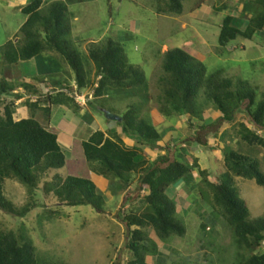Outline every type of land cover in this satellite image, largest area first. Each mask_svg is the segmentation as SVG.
I'll use <instances>...</instances> for the list:
<instances>
[{
	"label": "rangeland",
	"instance_id": "rangeland-1",
	"mask_svg": "<svg viewBox=\"0 0 264 264\" xmlns=\"http://www.w3.org/2000/svg\"><path fill=\"white\" fill-rule=\"evenodd\" d=\"M28 1L0 0V81L4 78L15 87L12 93L1 94L0 116L5 105H11L14 121L34 116L46 126V117L39 109L48 106L46 96L55 97L59 92L70 97L85 96V101L74 98L81 112L89 109L91 115L83 122L90 128L81 124L79 130L82 131L74 138L79 143L93 130L90 122L92 115L97 117V130L104 135H108L110 127L116 125L112 130L124 137L116 122L130 105L133 106L138 116L151 123L162 137L154 150L141 147L148 163L163 156L165 158H159L157 165L164 167L186 151L181 160L191 167V177H185L173 184V189L167 190L176 203L175 218L183 224L185 234L162 240L151 228H146L144 231L158 252L147 255L145 262L237 264L254 252H263V243L254 252L236 248L234 235L222 210L212 203L204 179L213 184L221 182V174L227 171L225 156L230 152L256 161L264 175V148L254 141L248 144L240 139L243 132L241 125H244L264 140V126L257 127L251 123L243 112L245 103L235 113L233 122L224 121L216 106L205 98L204 87L200 88L196 99L197 104L203 106L202 113L197 116H165L160 110L164 97L158 81L163 76L161 62L164 53L177 48L202 63L205 77L221 70L220 77L232 81L231 90L235 89L238 81L246 82L256 95L255 103L260 102L264 93V30L254 35L252 43L241 37H236L225 46H219L217 41L225 16L233 15L240 21L236 20L239 24L246 21L241 10L250 0H183L179 15L158 12L154 0H41L43 9L55 1L66 6L71 25L69 40L79 52L88 84L81 91L76 88L75 73L58 53L52 52L59 67L53 74L40 72L31 76L40 70L34 61L50 57V52L41 54L38 60L30 59L13 65L4 63V44L8 40L17 43L22 38L18 30L26 16L20 11ZM107 39L120 44L127 63L143 73L146 85L145 88L129 90L124 95L117 89L109 88L104 100L106 106L103 105L106 110L112 111L111 120L107 112L101 111L95 104L93 109L86 106L94 99L93 88L100 81L88 51L101 46ZM22 83L30 88H23ZM17 94H21L22 98H14ZM26 101H38V108L26 106ZM64 156L65 166L59 173L87 176L89 164L85 162L78 144L65 149ZM230 175L232 186L237 188L238 196L249 212V219L264 218V185ZM54 176L55 173L50 172L43 177L32 191L33 196H29L27 187L16 180L4 181L3 194L14 206L21 208L30 203L33 207L22 217L0 210V233L11 232L26 237L35 250L38 264H127L132 254L125 249L129 235L121 218L130 211H141L144 207L142 200L148 191L139 190L135 182V185L113 196L110 191L103 193L105 188L101 190L97 184L98 191L104 194L103 212L98 213L90 206L57 205L51 195L43 192V182H51ZM112 187L116 186L112 184ZM49 211H53L50 218Z\"/></svg>",
	"mask_w": 264,
	"mask_h": 264
},
{
	"label": "trees",
	"instance_id": "trees-1",
	"mask_svg": "<svg viewBox=\"0 0 264 264\" xmlns=\"http://www.w3.org/2000/svg\"><path fill=\"white\" fill-rule=\"evenodd\" d=\"M154 1L160 13H182L183 0ZM41 5V0H30L21 8L20 12L26 16L18 30L22 38L17 43L8 40L4 44V63L13 65L39 57L45 52L58 53L75 73L76 88L81 91L88 84L79 52L72 47L69 40L71 25L66 15V6L60 1L51 2L44 9ZM241 11L247 18L243 24L237 23L236 20H239L233 15L223 18L217 39L219 46H225L236 37L251 40L255 34L264 30V0H250ZM88 57L95 66L96 75L100 76L98 85L93 88L94 99L88 101L90 108H95V104L101 111L112 114V111L104 107L108 90L117 89L124 95L129 90L145 88L143 73L127 63L120 44L107 39L96 49H90ZM45 62V74L57 72L59 67L57 63H53L51 57H46ZM161 68L163 76L158 81L163 89L164 98L160 108L163 115L197 116L202 113L203 106L198 105L196 99L200 88L204 87L205 98L216 106L224 121L233 122L235 113L245 103L243 112L251 123L257 127L264 126V93L261 94L260 102L255 103L256 95L246 82L238 81L235 89L231 90L232 81L221 78V70L205 77L206 70L202 63L177 48L164 53ZM21 86L30 88L23 83ZM14 89V85L4 78L1 79L0 96L7 92L10 94ZM57 94L55 97L46 96L48 106L39 108L46 121L52 105L72 106L74 111L78 109L75 97L64 96L60 92ZM14 98L20 99L22 95L17 94ZM37 103L38 101H26L25 104L35 109L38 108ZM13 112L11 105H5L3 115L0 116V210L22 217L33 207L30 203L21 208L14 206L3 194L5 180H16L27 187L29 196H33L32 191L43 177L54 172L51 182H43V192L47 196L51 195L57 205L90 206L98 213L103 212L104 194L98 191L90 178L59 173L65 166V156L56 134L41 125L34 116L14 121ZM116 124L120 126L123 136L136 140L135 147H125L115 130H111L108 135L96 130L87 140L81 142L80 148L85 162L89 164V170L108 180L107 189L113 196L135 185V182L139 190L148 191L142 200L143 209L139 212L130 211L121 218L129 235L125 249L132 254L127 264H147L145 257L158 250L144 231L146 228H151L162 240L172 235L181 237L185 234L183 224L175 218L176 203L167 194V190L185 177H191V167L181 160L186 151L164 167L157 165L159 158H165L163 156L148 163L141 153V147L154 150L162 137L151 123L138 116L133 106H129ZM241 127V140L248 144L254 141L264 148L263 139L244 125ZM225 163L227 171L221 174L220 183L213 184L206 179L204 183L209 187L212 203L222 210L234 235L236 248L254 252L264 242V218L249 219V212L239 198L237 188L232 186L230 174L254 180L259 186L264 185V175L256 161L238 153H228ZM112 184L116 187H112ZM52 213L53 211L48 212L49 218ZM240 262L239 260L237 264H264V251L254 252ZM0 264H38V259L26 237L11 232L0 233Z\"/></svg>",
	"mask_w": 264,
	"mask_h": 264
},
{
	"label": "crops",
	"instance_id": "crops-1",
	"mask_svg": "<svg viewBox=\"0 0 264 264\" xmlns=\"http://www.w3.org/2000/svg\"><path fill=\"white\" fill-rule=\"evenodd\" d=\"M260 32H262V31H260ZM252 39L249 40L251 43H252ZM255 46L259 47V44L255 43ZM52 56H53V54L50 53V57L52 58L53 63L56 64L57 59L52 57ZM37 58H39V57H36L34 59H31V60H38ZM31 60H29V61H31ZM41 60L42 61H39V62L34 61V62H36L37 66L40 67V70L37 73L31 74V76H34L35 74H39L40 72L41 73L46 72L45 70H47V68L44 66V62H45L46 58H42ZM19 63H21V62H19ZM37 66H36V69H37ZM20 77H22V75ZM25 77L26 76H23V78H25ZM86 106L88 108L89 103L86 104ZM77 107H78V109H76L75 111L67 105H52L51 109H50L51 112H50V116H49V119L47 121L48 123H47L46 127L49 131L56 134L57 142H58L63 154H64L65 149H70L71 147L74 146L75 143L78 144V146L80 147L81 142L87 140L89 135L99 128V125L97 124V117L94 118V115H92L93 119H94L93 120L90 118V122L92 123V127H93L92 132H90L88 134V136L85 138V140L79 141V139H78L79 143L75 142L77 139H74V138L76 137L78 132L82 131L81 129L79 130V128L81 127V124H84L83 122L88 119L87 117L91 116L89 113L90 112L89 109H86L85 112H81V110H80L81 108L78 104H77ZM84 126H85V128H87V127L90 128L89 124H87V126H86V124H84ZM115 126L116 125L111 126L110 129L111 130L115 129L116 128ZM115 132H117V131L115 130ZM117 134H119V133H117ZM119 136H120V134H119ZM81 137L82 136H80V138ZM233 138H234V136L232 137V139ZM121 140L124 143L125 147H127L129 149H131L137 145V142L135 139H130V138H127L124 136V137H121ZM86 177L90 178L96 184V186H97V184H99L100 186H98V187L101 190H103L105 188L103 193L108 192L107 187H108L109 182L106 178H104L103 176L96 174L90 170H88Z\"/></svg>",
	"mask_w": 264,
	"mask_h": 264
},
{
	"label": "clouds",
	"instance_id": "clouds-1",
	"mask_svg": "<svg viewBox=\"0 0 264 264\" xmlns=\"http://www.w3.org/2000/svg\"><path fill=\"white\" fill-rule=\"evenodd\" d=\"M75 98H80V97H78V96H76ZM82 101H85V96H83V98H80ZM79 99V100H80ZM108 114V113H107ZM110 115V114H109ZM110 119V118H109ZM263 244H264V242H262Z\"/></svg>",
	"mask_w": 264,
	"mask_h": 264
},
{
	"label": "water",
	"instance_id": "water-1",
	"mask_svg": "<svg viewBox=\"0 0 264 264\" xmlns=\"http://www.w3.org/2000/svg\"><path fill=\"white\" fill-rule=\"evenodd\" d=\"M107 116H108L110 119H113L111 115H108V114H107Z\"/></svg>",
	"mask_w": 264,
	"mask_h": 264
}]
</instances>
